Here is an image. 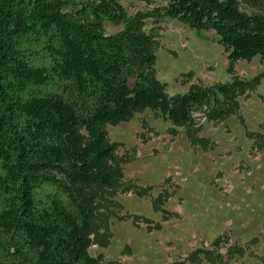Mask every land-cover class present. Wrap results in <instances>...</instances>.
<instances>
[{"label":"trees","instance_id":"obj_1","mask_svg":"<svg viewBox=\"0 0 264 264\" xmlns=\"http://www.w3.org/2000/svg\"><path fill=\"white\" fill-rule=\"evenodd\" d=\"M161 1L153 16L214 31L231 71L256 56L264 66V0ZM143 18L127 17L118 0H0V264H123L89 252L108 229L97 227V200L122 171L107 125L145 107L191 132L201 115L221 123L239 114L252 83L237 76L167 95ZM105 21L124 28L107 34ZM225 234L173 264H232L238 252L217 247Z\"/></svg>","mask_w":264,"mask_h":264},{"label":"rangeland","instance_id":"obj_2","mask_svg":"<svg viewBox=\"0 0 264 264\" xmlns=\"http://www.w3.org/2000/svg\"><path fill=\"white\" fill-rule=\"evenodd\" d=\"M118 1L127 17L144 15L142 30L153 38L156 54L152 72L167 95L235 76L250 81L252 88L240 96L238 115L221 123L201 115L192 132L150 107L107 125L108 137L123 158L122 171L117 186L97 200V227L107 225L109 230L94 235L90 255L105 263L173 264L227 233L217 247L238 252L232 264H264V150L253 147L259 134L264 136L260 57L238 60L231 71L214 31L153 16L166 4L161 0ZM123 28V23L103 24L107 34ZM130 184L135 189L129 190Z\"/></svg>","mask_w":264,"mask_h":264},{"label":"crops","instance_id":"obj_3","mask_svg":"<svg viewBox=\"0 0 264 264\" xmlns=\"http://www.w3.org/2000/svg\"><path fill=\"white\" fill-rule=\"evenodd\" d=\"M220 236V235H219ZM233 261V260H232ZM232 261H231V263H232ZM208 264V263H207Z\"/></svg>","mask_w":264,"mask_h":264}]
</instances>
